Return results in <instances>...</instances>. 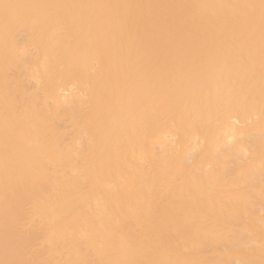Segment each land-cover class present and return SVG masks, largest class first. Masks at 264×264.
Wrapping results in <instances>:
<instances>
[{
  "label": "bare ground",
  "instance_id": "6f19581e",
  "mask_svg": "<svg viewBox=\"0 0 264 264\" xmlns=\"http://www.w3.org/2000/svg\"><path fill=\"white\" fill-rule=\"evenodd\" d=\"M0 264H264V0H0Z\"/></svg>",
  "mask_w": 264,
  "mask_h": 264
}]
</instances>
